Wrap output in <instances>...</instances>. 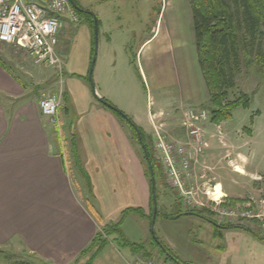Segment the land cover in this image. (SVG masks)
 Listing matches in <instances>:
<instances>
[{
  "label": "rangeland",
  "instance_id": "374dc122",
  "mask_svg": "<svg viewBox=\"0 0 264 264\" xmlns=\"http://www.w3.org/2000/svg\"><path fill=\"white\" fill-rule=\"evenodd\" d=\"M78 1L97 18V46L95 49L92 18L78 15L77 23L69 24L70 28H63L64 35L67 32L73 33L72 31L75 29L79 31V26L82 24L84 29L81 28L77 36L74 35L73 41L72 38L68 40V36L61 37L58 44V54L63 62L66 61L67 65L63 67L62 78L66 80L69 78L70 72L74 71L75 80L78 79L81 80L78 82L87 84L93 95L112 104L141 130L145 129L144 144L148 147L149 152L154 150L155 157L163 167L165 178L164 182H161L159 178L155 180L157 207L153 223H150L148 218H141L134 213H129L123 218L122 229L131 239L139 240L143 245H151V247H146L149 255H144L145 250L131 255L128 248L119 247L113 239L114 236H110L108 244L103 249L107 255L101 258L117 257L120 264H148V260L152 262L167 261L168 259H164V256L157 253V250L156 254L153 252L155 248L153 246L155 245L153 231L155 236L178 257L202 262L204 249L198 246L200 242L197 240V233L198 230L202 231L200 226L208 221L197 215L182 214L189 210H208L204 216L211 220L213 227H243L242 229L245 230L264 233V229L258 228L264 219L262 221L258 219L255 223L252 221L251 224L249 221H236L238 225L244 223L242 226H237L226 219L225 213H222V217L225 218L220 217V213L223 211H229L236 217L245 210L264 209V62L254 59L253 56L245 59L242 54L240 55L238 70L234 72L235 88L230 92L229 99L238 96L239 93H245L250 98V106L234 109L231 118L218 123V128L210 121L194 122L203 128L201 130L205 134L206 138H204L209 146L197 157L196 162H188L187 167L183 166L180 158L172 160L174 165V170H172L167 165L166 155L157 145L158 136L162 137L164 142L181 141L186 125L184 111L193 106L181 105L175 109L168 107L163 100L167 97H177V88L175 86L156 87L153 78L155 77L160 83H167L170 80L173 75L172 67L163 60L169 56L176 59V69L181 79L184 77V71L187 70V63L185 64L183 61L187 55V48L192 43L187 38V35H191V19L186 0ZM162 8H164L162 27L167 35L165 38H161L160 33L159 37L155 38L156 34L151 44L142 49L141 57V53L138 55V49L142 45L143 39L150 35ZM170 19L173 22H170ZM262 33L260 42L264 54V27ZM84 44L89 47L90 55L85 66L82 65L81 54ZM146 52L147 55L149 53V57L145 59L143 56ZM93 56L94 62L91 78H89ZM150 58H153L151 62L155 69L154 77L149 74L147 69L146 61ZM0 61L4 62L15 75L27 84L28 97L34 101L46 94L57 92L51 81L54 76L52 69L34 64L25 50L0 43ZM188 76H190L189 71ZM39 79L45 81H39ZM78 82L77 84H79ZM75 88L81 90L78 85ZM97 91L100 93V97L97 96ZM207 104L206 93V99L200 107L207 109L210 117ZM66 105L69 108L68 102ZM107 110L114 116L115 121L123 126V133L128 136L129 143L138 160L136 170L127 169V165H118V173L124 175L130 172L131 177L134 178L132 182L135 184L132 187L134 189L139 188L137 186L139 182L141 184L140 180L144 181L150 197L151 180L140 143L134 136L130 125L112 110L108 108ZM63 111L64 107L61 109L62 113ZM148 112L152 113L150 122L148 121ZM69 114L71 115L70 112ZM69 114L68 116H70ZM73 122H75V118H73ZM73 127L74 134L67 131L61 135L62 146L68 155L70 152L76 154L74 163H69V172L79 202L88 209L86 200L90 201L103 219H107L102 221L103 224L97 220L98 232L105 224L118 220L124 209L138 207L139 202L134 194L126 196V199L123 198V201L118 204H114L112 199L109 201L114 194L113 191L117 188H112L109 191V187L102 179L104 176L109 178L110 172H102L96 170L97 168H94L93 171L90 166L85 165L82 160L84 156L80 152L86 133L82 131L79 133L74 124ZM217 130L218 138L215 136ZM110 138L114 144L117 142L115 136H106L104 142L108 147L113 145ZM88 140L90 141L89 135ZM91 140L94 141L93 138ZM240 154L247 158L245 162L242 157H239ZM232 160L235 161L233 164L230 163ZM243 162L245 167L242 168ZM237 169H241L242 172H238ZM83 172L88 176L91 189L87 188ZM216 188L221 193L217 203L205 194L207 191H215ZM225 190L238 193V197H228ZM187 191L191 194L186 195ZM188 196H190L189 199ZM209 196L212 197L211 194ZM149 213L148 209L146 215L149 216ZM109 215L113 217L109 218ZM244 234L247 237L243 240L238 236L233 238L244 243L245 247L249 249L251 264H264V242L260 243L250 232H244ZM231 237V233L226 235L228 239ZM21 248L15 246L0 249V264H56L22 246ZM79 253L80 251L66 264H83L91 255L81 257Z\"/></svg>",
  "mask_w": 264,
  "mask_h": 264
},
{
  "label": "crops",
  "instance_id": "0c3cea01",
  "mask_svg": "<svg viewBox=\"0 0 264 264\" xmlns=\"http://www.w3.org/2000/svg\"><path fill=\"white\" fill-rule=\"evenodd\" d=\"M186 6L188 8L187 4ZM163 9H160L156 24L151 29L150 35L143 39L142 45L138 49V55L141 53V57L143 55L142 49L151 44L156 34L155 38H158L160 33L161 38H165L167 35L162 27ZM172 19H170V22H173ZM68 25L64 28H70ZM79 27V31L75 29L72 31L73 33L67 32L66 35H64L63 29L60 38L68 36V40L72 38L73 41L81 28L84 29L83 24ZM187 38L192 44L188 46L187 55L183 61L185 64L187 63V70L184 71L182 79L176 69V59L171 56L163 59L168 66L172 67L173 71V75L167 83H160L154 77L155 69L151 62L153 58L146 61L148 72L151 76L153 75V82L156 87L169 88L175 86L177 88V97H167L163 100L172 109L181 107V105L197 108L202 106L206 99V89L193 45L192 29L191 35H187ZM57 50L59 52L58 47ZM81 52L82 65L85 66L90 56L89 47L84 44ZM148 55L146 52L143 57L146 59L149 57ZM64 65L67 66L66 61H64ZM52 71L54 73L53 78H51L52 85L55 91L62 93L58 114L59 126L57 127L51 125L42 116L37 101L28 97L27 84L1 61L0 249L15 246L22 249V246L50 260V262L66 264L90 242L97 232V219L79 202L75 195L69 172V163H74L76 154L70 152L68 155V152L62 146L61 135L67 131L74 134L73 124L79 133L80 131L86 133L84 137L82 136L83 141L80 152L84 156L82 160L85 165L90 166L93 171L94 168H97L96 170L102 172H110L109 178L104 176L102 179L109 187V191L112 188H117L113 191L114 194L109 201L112 199L114 204H118L123 201V198L126 199V196H133L132 194H134L137 196V202H139L138 208L143 210L144 214H147L149 193L144 181L140 180L141 184L139 182L137 186L139 188L134 189L132 188L135 186V184H132L134 178L131 177L130 172L124 175L118 173L119 166L127 165V169L136 170L138 164L128 136L126 135V137L123 133V126L115 121L114 116L108 112L106 106L101 105L97 97L90 92L87 84L78 82L81 80H75L74 71L70 72V76L66 80H63L62 77L59 78L53 69ZM188 71L190 76H188ZM56 76L58 77L57 80ZM39 81L45 80L39 79ZM76 85L81 90L76 89ZM96 93L100 97V93L98 91ZM67 102L70 105L69 108L66 105ZM62 107H64L63 113L61 112ZM148 113V121L150 122L152 113ZM73 118H75V122L72 123ZM143 131L145 132V129ZM108 135L115 136L117 139L116 144H114L112 138H110L112 140L111 144H113L110 147L106 146L104 142ZM239 157H242L244 162L247 159L241 154ZM234 162L232 160V163ZM244 162L242 168L245 167ZM230 191L225 190L228 197H238V193L234 191L231 193ZM112 217L109 215V218ZM106 220L101 216L100 222ZM200 227L202 231L198 230L197 240L200 242L198 246L204 249L202 262L183 259L176 255L180 260L189 264H251L249 249L245 247L244 243H240L239 240L233 238L234 236L241 237L242 240L246 238L244 232L247 231L245 229L239 227H213L211 221ZM122 231L129 241L142 244L139 240L131 239L125 230L122 229ZM229 233L232 236L231 240L226 238ZM257 239L260 243L264 242L262 239ZM206 243L208 245H205ZM144 246L145 249H147V246L151 247V245ZM153 252L156 254L155 249ZM129 253L132 255L130 251ZM106 255L107 253L102 251L92 264H103L104 262L105 264H120L117 257L101 258Z\"/></svg>",
  "mask_w": 264,
  "mask_h": 264
},
{
  "label": "trees",
  "instance_id": "16d2710c",
  "mask_svg": "<svg viewBox=\"0 0 264 264\" xmlns=\"http://www.w3.org/2000/svg\"><path fill=\"white\" fill-rule=\"evenodd\" d=\"M186 3L190 11L196 60L208 96L207 108L210 112V121L218 124L221 121L229 120L233 110L237 107L248 108L250 106V98L247 94L239 93L238 96L232 99H229V94L235 88L234 72L238 70L241 54L245 59L253 56L254 59L264 62V54L260 42V38L263 35L262 28L264 27V0H186ZM76 12L86 18L90 16L85 12H79L78 10ZM97 99L104 106H106L105 102L109 103L104 99ZM109 109L126 122V119H129L120 110ZM130 128L138 140L132 125H130ZM139 130L142 142L145 143V136L140 128ZM83 174L86 177L87 188L91 189L87 174L84 172ZM158 174L161 176L160 170ZM155 176L158 177V175ZM86 204L94 217L101 221V215L95 206L87 200ZM149 211V216H147L140 208L130 207L121 212V217L118 220L105 224L80 251L81 257L91 254L83 264L93 263L108 244L110 236H114L113 239L119 247L128 248L133 254L145 250L144 255L148 256L149 253L143 244L131 242L126 238L122 231V223L123 218L129 213L146 217L151 223L153 216L151 195L149 197ZM207 212L208 210L205 209L200 211L189 210L184 211L182 214L197 215L207 221H211L204 216ZM246 231L264 240V233ZM152 235H154L155 239L154 249L157 250L158 254L164 256V259H168L175 264H189L180 260L155 236L153 231Z\"/></svg>",
  "mask_w": 264,
  "mask_h": 264
},
{
  "label": "built area",
  "instance_id": "2783aa9c",
  "mask_svg": "<svg viewBox=\"0 0 264 264\" xmlns=\"http://www.w3.org/2000/svg\"><path fill=\"white\" fill-rule=\"evenodd\" d=\"M77 22L78 14L70 0H0V43L25 50L34 64L52 68L59 78L62 77L64 70V62L57 50L61 31L67 24ZM61 95V92H53L37 100L42 116L54 127L59 126ZM183 115L186 125L181 141L164 142L162 137L158 136L157 145L166 155L167 165L172 170H174L172 160L180 158L183 166L187 167L188 162H196L197 157L209 146L205 134L202 133L203 128L198 125L200 122L210 121L208 110L203 107H190ZM212 124L218 128L217 124ZM215 136L218 138V130ZM213 193L214 191L205 192L211 200L213 198L209 195ZM190 194L191 192L187 191L186 195ZM216 199L212 201L217 203L219 199ZM222 213H225L226 219L231 224H236V221H249L251 224L252 221L255 223L258 219L260 221L264 219V209L245 210L236 217L229 211H223L220 213L221 218H225L222 217ZM242 224L244 223L236 225L242 226ZM258 228L264 229L263 221ZM148 262V264H175L170 260L161 262L148 260Z\"/></svg>",
  "mask_w": 264,
  "mask_h": 264
},
{
  "label": "water",
  "instance_id": "95a60500",
  "mask_svg": "<svg viewBox=\"0 0 264 264\" xmlns=\"http://www.w3.org/2000/svg\"><path fill=\"white\" fill-rule=\"evenodd\" d=\"M72 6L78 10V11H81V12H87V13H90L92 15V19H93V33H94V42H95V49H96V46H97V34H98V21H97V18L96 16L91 13L90 11H85L83 9H80L76 3L74 2V0H70ZM95 55V54H94ZM93 62H94V56L91 60V64H90V70H89V78H91L90 74H91V71H92V66H93ZM107 107L115 110V111H118V109L114 108L111 104L109 103H104ZM127 122L132 125L133 129L135 130L136 134H137V137H138V140L141 142L142 144V147L144 148L145 150V145L144 143L142 142V138H141V132L138 128V126H136L135 124L132 123V121L130 119H126ZM146 155V153H145ZM147 159H148V156L146 155ZM148 162H149V168H150V175H151V195H152V205H153V216H152V220L151 222L153 223L154 221V216H155V213H156V207H157V202H156V191H155V178H154V175H153V170H152V166L150 164V161L148 159Z\"/></svg>",
  "mask_w": 264,
  "mask_h": 264
},
{
  "label": "flooded vegetation",
  "instance_id": "af4514ba",
  "mask_svg": "<svg viewBox=\"0 0 264 264\" xmlns=\"http://www.w3.org/2000/svg\"><path fill=\"white\" fill-rule=\"evenodd\" d=\"M74 2L76 3V5L80 8V9H83V10H85V11H89V10H87V9H85L81 4H80V2L78 1V0H74ZM80 12V11H79ZM85 13H87V12H85ZM87 14H89L90 16H91V18H92V15L90 14V13H87ZM93 20V19H92ZM142 131V133L144 134L145 132L143 131V130H141ZM139 141V140H138ZM139 143H140V146H141V148H142V151H143V154H144V157H145V160H146V162H147V166H148V169H149V174H150V168H149V162H148V159H149V161H150V164H151V166H152V170H153V175H154V178H155V180L157 179V178H159V180L161 181V182H164L165 181V178H164V174H163V167H161V163H160V161L159 160H157V158L155 157V155H154V150L152 151H150L149 152V149H148V147H146V145H145V150H144V148L142 147V144H141V142L139 141ZM148 149V150H147ZM152 149V148H151ZM145 153H146V155L148 156V159H147V157H146V155H145ZM159 170L161 171V176H159ZM155 175H158V177H156ZM150 180H151V175H150Z\"/></svg>",
  "mask_w": 264,
  "mask_h": 264
},
{
  "label": "bare ground",
  "instance_id": "6f19581e",
  "mask_svg": "<svg viewBox=\"0 0 264 264\" xmlns=\"http://www.w3.org/2000/svg\"><path fill=\"white\" fill-rule=\"evenodd\" d=\"M235 170H236V169H235ZM237 171L240 172V173L242 172L241 169H237ZM217 186H218V185H217ZM218 188H219V187H218ZM217 192H218V193H217ZM220 194H221V193H220V190H217V188H216L215 191H214V193L212 194L213 199H214V198H217V199H218V197L220 196Z\"/></svg>",
  "mask_w": 264,
  "mask_h": 264
}]
</instances>
